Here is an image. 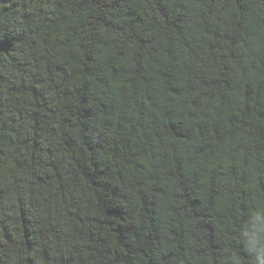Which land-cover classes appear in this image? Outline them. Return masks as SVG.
<instances>
[{"label":"trees","instance_id":"16d2710c","mask_svg":"<svg viewBox=\"0 0 264 264\" xmlns=\"http://www.w3.org/2000/svg\"><path fill=\"white\" fill-rule=\"evenodd\" d=\"M264 0H0V264H258Z\"/></svg>","mask_w":264,"mask_h":264},{"label":"clouds","instance_id":"9594fccd","mask_svg":"<svg viewBox=\"0 0 264 264\" xmlns=\"http://www.w3.org/2000/svg\"><path fill=\"white\" fill-rule=\"evenodd\" d=\"M249 251L258 257V264H264V244H258L255 240L248 241Z\"/></svg>","mask_w":264,"mask_h":264}]
</instances>
